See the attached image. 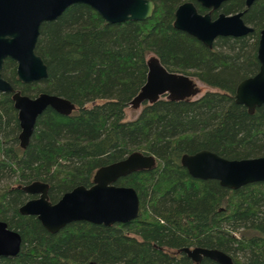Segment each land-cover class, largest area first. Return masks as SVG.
Returning <instances> with one entry per match:
<instances>
[{
  "label": "trees",
  "instance_id": "obj_1",
  "mask_svg": "<svg viewBox=\"0 0 264 264\" xmlns=\"http://www.w3.org/2000/svg\"><path fill=\"white\" fill-rule=\"evenodd\" d=\"M151 1V15L139 21L108 23L88 5L75 3L42 22L34 52L46 77L37 81H18L15 62L3 60L1 76L21 94H54L74 109L61 115L46 107L20 148L10 93L0 92V180H7L0 184V221L21 239L17 254L0 256V264H190L167 254L187 246L218 249L233 264H264V181L229 189L214 179L190 177L179 162L182 154L201 149L226 159L264 155V104L248 113L233 99L236 84L258 69L264 0L248 7L244 0H227L212 10L211 17L243 10L242 21L252 31L217 36L209 48L172 26L174 10L184 1L199 13L207 9L194 0ZM150 56L210 90L143 102L133 119L124 120ZM133 151L155 158L151 168L114 182L134 189L136 218L110 225L77 220L49 233L34 215L17 211L34 197L22 186L46 183L53 203L77 185L89 186L98 167Z\"/></svg>",
  "mask_w": 264,
  "mask_h": 264
},
{
  "label": "water",
  "instance_id": "obj_2",
  "mask_svg": "<svg viewBox=\"0 0 264 264\" xmlns=\"http://www.w3.org/2000/svg\"><path fill=\"white\" fill-rule=\"evenodd\" d=\"M207 9L199 13L191 1L180 3L174 10L172 26L211 47L217 36L239 37L252 31L242 21L243 10L234 13L211 11L227 0H194ZM253 0H244L248 7ZM83 3L91 7L108 23L147 19L153 10L151 0H0V92L10 93L19 126L18 145L24 148L32 133L37 116L49 107L61 115H68L74 105L67 99L45 92L33 97L19 90L1 76L3 60L15 62L18 81L27 83L46 77V67L35 54L34 46L39 25L56 19L71 4ZM257 71L242 80L235 88L233 99L252 113L264 104V28L258 32L256 44ZM146 75L139 92L128 102L138 106L151 103L161 96L172 99L195 97L199 87L193 77L165 69L154 56L146 61ZM155 158L140 151L130 152L120 160L98 167L87 187L77 185L64 192L53 203L47 197V184L33 181L21 187L27 194L36 195L24 201L17 209L20 214L34 215L49 233H55L65 224L83 220L94 224L126 223L139 214V201L133 188L115 185L117 178L139 169H149ZM187 174L196 179H214L220 186L236 189L241 185L264 181V155L242 159H226L206 149L184 153L179 158ZM20 236L0 221V256H15L20 246ZM188 255L207 256L220 264H232L224 252L213 248H181Z\"/></svg>",
  "mask_w": 264,
  "mask_h": 264
},
{
  "label": "flooded vegetation",
  "instance_id": "obj_3",
  "mask_svg": "<svg viewBox=\"0 0 264 264\" xmlns=\"http://www.w3.org/2000/svg\"><path fill=\"white\" fill-rule=\"evenodd\" d=\"M35 196L36 195H34V197ZM197 247L198 246H187V248L189 250H192L193 248H197ZM200 248H205V247H200ZM167 254H168L169 257H171L172 259H174L176 261H180V260L184 259L185 261H188L190 264H200L203 261H209V262H212V263L214 262L216 264H220V263L214 261L213 259H211V258H209L207 256H204L202 254H198V258L194 259V257L196 256L195 254H192V256H190L184 250H182L181 248L170 249V250H168V253ZM225 254H227V253H225ZM231 261H232V259H231ZM232 264H233V261H232Z\"/></svg>",
  "mask_w": 264,
  "mask_h": 264
},
{
  "label": "rangeland",
  "instance_id": "obj_4",
  "mask_svg": "<svg viewBox=\"0 0 264 264\" xmlns=\"http://www.w3.org/2000/svg\"><path fill=\"white\" fill-rule=\"evenodd\" d=\"M195 80V82L197 83V86L199 87V93L197 95H195V97H197L198 95H200L202 92H204L205 90H210V88H208L207 86H205L204 84H202L200 81H198L197 79L193 78ZM140 105L138 106H131L128 105L125 107L124 110V120H131L133 119L139 112L140 110ZM5 181H7L6 179H2L0 180V184L4 183Z\"/></svg>",
  "mask_w": 264,
  "mask_h": 264
}]
</instances>
